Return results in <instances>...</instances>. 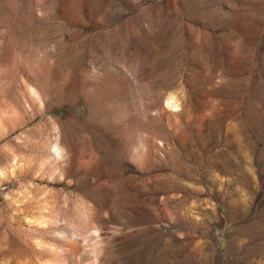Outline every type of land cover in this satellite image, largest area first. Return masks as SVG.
Instances as JSON below:
<instances>
[{
    "label": "rangeland",
    "instance_id": "374dc122",
    "mask_svg": "<svg viewBox=\"0 0 264 264\" xmlns=\"http://www.w3.org/2000/svg\"><path fill=\"white\" fill-rule=\"evenodd\" d=\"M0 264H264V0H0Z\"/></svg>",
    "mask_w": 264,
    "mask_h": 264
},
{
    "label": "bare ground",
    "instance_id": "6f19581e",
    "mask_svg": "<svg viewBox=\"0 0 264 264\" xmlns=\"http://www.w3.org/2000/svg\"><path fill=\"white\" fill-rule=\"evenodd\" d=\"M166 106L167 107H170V108H174V109H176V107H177V99H176V97H174L173 95H171V94H169L167 97H166ZM179 103V102H178ZM178 109V108H177ZM164 112H166V111H164Z\"/></svg>",
    "mask_w": 264,
    "mask_h": 264
}]
</instances>
